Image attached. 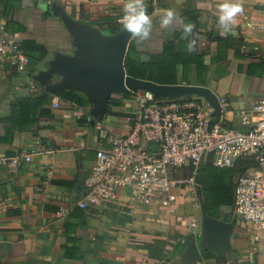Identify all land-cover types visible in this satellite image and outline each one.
Segmentation results:
<instances>
[{"label":"crops","instance_id":"1","mask_svg":"<svg viewBox=\"0 0 264 264\" xmlns=\"http://www.w3.org/2000/svg\"><path fill=\"white\" fill-rule=\"evenodd\" d=\"M7 1L8 14L0 21L8 23L17 40L34 41L45 51L33 47L26 52L29 62L24 68L8 58L0 61V264H264V233L255 250L250 242L252 224L234 215L233 209L227 219L230 209L224 206L219 218L235 220L227 237L203 227L202 189L201 194L179 189L171 207L153 203L128 208L126 189L113 202L88 209L80 206L97 151L111 149V135L129 133L135 104L131 94L115 93L101 117L96 114L98 92L84 87L75 90L86 95L87 105L61 99L55 106L57 95L47 92V84L61 76L44 81L40 77L58 53L91 60L62 14L113 34L123 28L125 0ZM222 2L144 0L151 34L140 45L135 37L130 43L143 60L151 61L164 53L165 42L174 40L191 57L187 64L178 62L174 84L208 86L221 100L220 123L247 130L243 115L255 119L252 104L264 95V32L253 26L264 19V0H240L244 10L223 35L217 26V6ZM167 9L177 17L162 26L160 18ZM189 23L192 33L176 37ZM191 40L196 41L193 51L188 50ZM37 96L48 98L44 107L50 114L38 115L27 130L13 129L3 121L11 115L13 103ZM32 149L36 152L30 162L12 163L16 155ZM186 170L176 169L177 174ZM194 238L202 259L188 263Z\"/></svg>","mask_w":264,"mask_h":264},{"label":"built area","instance_id":"2","mask_svg":"<svg viewBox=\"0 0 264 264\" xmlns=\"http://www.w3.org/2000/svg\"><path fill=\"white\" fill-rule=\"evenodd\" d=\"M253 26L264 32V19ZM246 47L243 44L242 50ZM5 58L23 68L29 62L16 37L0 21V61ZM130 93L135 104L129 116L130 131L111 135V149L97 151V163L86 178L80 206L88 209L113 202L126 189L128 208L153 203L171 207L179 189L198 192L195 175L208 154L214 153V163L219 166H233L238 159L248 158L256 166L236 179L233 213L252 224L255 231L250 242L257 250L264 233V95L252 104L255 119L243 115L248 129L241 130L213 123V108L195 95L158 97L147 90ZM60 102L56 96L54 105ZM35 152L23 151L12 163L30 162ZM184 167H191L190 173L177 174L176 169Z\"/></svg>","mask_w":264,"mask_h":264},{"label":"water","instance_id":"3","mask_svg":"<svg viewBox=\"0 0 264 264\" xmlns=\"http://www.w3.org/2000/svg\"><path fill=\"white\" fill-rule=\"evenodd\" d=\"M62 15L65 24L78 39L77 44L91 56V60L84 61L79 56L58 53L49 61L50 68L40 77L44 81L45 78L50 79L57 74L61 76L55 83L47 84L48 93L56 94L59 90L67 88L82 90L84 87H89L99 94L96 114L101 117L105 115L115 93L147 90L158 97L198 95L215 110L216 118L212 122H220L223 110L221 100L208 86L158 83L129 75L125 68L126 53L133 37L129 32L122 28L113 34H108L96 26ZM197 191L201 194L200 186H197ZM202 223L204 228L217 231L220 236L227 237L235 225V220L225 221L204 212ZM201 259L202 255L194 238L189 249L188 263H195Z\"/></svg>","mask_w":264,"mask_h":264},{"label":"trees","instance_id":"4","mask_svg":"<svg viewBox=\"0 0 264 264\" xmlns=\"http://www.w3.org/2000/svg\"><path fill=\"white\" fill-rule=\"evenodd\" d=\"M9 6L7 0H0V16L8 14ZM150 10V9H149ZM7 30L8 23H6ZM119 29V28H118ZM176 37L181 38V32H177ZM31 40H17V45L25 53H29L31 48H39L42 52L45 48ZM186 49L177 48L174 40L165 42L164 53L154 56L151 61L141 58L135 44L130 43L126 58L125 68L129 75L141 79H148L158 83H177L176 66L178 62L187 64L191 57L185 56ZM189 60V61H188ZM122 96H130L129 92H121ZM61 99L73 101L79 105H87L86 95L75 89H62L56 93ZM193 96V95H185ZM48 98L29 97L26 100L12 104L11 115L4 122L11 125L13 129L27 130L37 120L38 115L50 114V110L45 108ZM256 166L253 160L240 158L233 166H219L214 163V153H210L204 158L197 169L195 181L201 186L204 198V212L216 218L221 217L224 206H228L230 211L227 219H231L233 209V195L236 179L239 175L246 173L251 167ZM191 167L188 168L190 173Z\"/></svg>","mask_w":264,"mask_h":264},{"label":"clouds","instance_id":"5","mask_svg":"<svg viewBox=\"0 0 264 264\" xmlns=\"http://www.w3.org/2000/svg\"><path fill=\"white\" fill-rule=\"evenodd\" d=\"M219 15L217 17V26L220 29L221 35L226 31H230L238 13L243 12V4L240 0H223L218 4ZM177 17V13L173 9H167L160 18L162 26L171 25ZM120 23L124 30L129 32L136 38L137 45H140L146 40L152 30V20L147 13L144 0H125L120 17ZM193 26L184 25L182 38L192 33ZM196 41L191 40L188 44V50L193 51Z\"/></svg>","mask_w":264,"mask_h":264},{"label":"rangeland","instance_id":"6","mask_svg":"<svg viewBox=\"0 0 264 264\" xmlns=\"http://www.w3.org/2000/svg\"><path fill=\"white\" fill-rule=\"evenodd\" d=\"M186 172H188V170H186ZM186 172H185V173H186Z\"/></svg>","mask_w":264,"mask_h":264}]
</instances>
